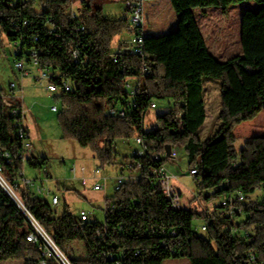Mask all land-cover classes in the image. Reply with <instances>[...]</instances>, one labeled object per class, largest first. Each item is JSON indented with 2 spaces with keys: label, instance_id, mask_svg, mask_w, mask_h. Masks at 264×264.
Segmentation results:
<instances>
[{
  "label": "trees",
  "instance_id": "obj_1",
  "mask_svg": "<svg viewBox=\"0 0 264 264\" xmlns=\"http://www.w3.org/2000/svg\"><path fill=\"white\" fill-rule=\"evenodd\" d=\"M251 1L260 7L243 13V54L217 61L208 51L193 10L218 8L226 15L231 6ZM69 4V0H46L37 5L30 0L9 6L0 0V57L18 36L37 37L36 46L44 52L38 57L39 68L58 73L59 78L53 79L57 84L65 79L72 86L71 91L55 96L61 106L57 119L63 138L89 148L102 169L116 164L124 168L130 161L141 164L140 178L125 181L105 197L108 250L120 264H163L172 257L185 258L189 264H247V253L264 255V203H246L245 218L240 222L209 214L199 206L173 210L147 176L149 166H164L170 159L166 157L167 147L180 146L189 170L201 160L198 169L203 174L193 178L199 180L200 193L212 192L207 201L230 192H241L247 198L258 189L264 190V137L244 139L242 148L237 149L233 133L237 125L254 120L264 110V0H170L178 16L177 30L158 37L145 35L143 61L121 52L125 37L132 32L123 16H107L102 9L93 11L83 1L78 13L85 31L75 33L67 26ZM46 19H50L54 32L43 25ZM75 44L85 57L80 65L73 64L71 57ZM114 55L121 67L112 62ZM143 63L148 66L146 76L141 75ZM203 79L220 81L221 104L220 125L205 140L199 135L206 117ZM127 80H136L134 101L139 107L134 116L146 114L155 99L173 103V110L158 114L150 130L141 123L106 114L109 107L123 104ZM13 124L14 118L0 101V153L6 151L13 159L10 165L0 159L8 179L22 169L16 159L21 142L15 137ZM137 136L144 140L145 155L135 154L117 162L115 144L114 149L111 144ZM158 153L165 155L154 161L152 156ZM34 159L28 164L37 169L40 166L32 164ZM19 192L29 212L66 256L71 243H83L85 257L67 256L73 264H112L102 257L104 245L94 237L102 223H79L77 217L65 212L55 217L51 204L29 190ZM196 219L208 222L203 235L194 231ZM247 230L252 232L250 242L237 235ZM162 231L176 235H161ZM29 233L23 214L0 193V261L37 264L39 253L27 241ZM162 241L166 243L163 248ZM136 245L140 246L138 255ZM48 264L56 263L50 260Z\"/></svg>",
  "mask_w": 264,
  "mask_h": 264
},
{
  "label": "built area",
  "instance_id": "obj_2",
  "mask_svg": "<svg viewBox=\"0 0 264 264\" xmlns=\"http://www.w3.org/2000/svg\"><path fill=\"white\" fill-rule=\"evenodd\" d=\"M9 6H14L18 3L29 2L30 0H6ZM70 4L66 10L67 26L74 30L75 33L84 32L85 27L79 19L78 9L74 6L72 0H69ZM148 0H125L123 3V17L130 25L132 32L126 37L125 47L122 49V53L130 56L138 57L140 60H145L144 53V41H145V19H144V4ZM27 21L23 22L25 24ZM43 25L54 32V26L50 19H46ZM56 38H59V34H55ZM37 37L35 36H18L12 43L13 51V69L18 73L21 80L16 84L11 82L8 86V92L4 95L0 90V101L2 107L8 110L10 116L14 118V133L15 137L21 142V149L16 155L22 164V169L14 174L12 179H8L2 173V167L0 166V193L4 194L23 214L26 219L28 228L30 229L29 235L26 237L27 241L32 243L39 253V259L37 264H48V261L53 260L56 264H73L70 259L58 248L53 242L50 236L41 228L36 219L27 209L23 202L19 189L22 190H35V193L39 195L50 196V204L55 206L59 203V199L56 195L51 196L50 191L44 189V182L49 180V173L46 167L40 166L37 168L38 176L29 178L25 176V165L29 160L34 157V151L31 143L30 131L26 122L27 109L24 104L22 80L30 77L31 73L29 69L35 68L37 76L33 77L35 81L46 82L45 90L53 95L57 96L64 92H69L72 89L68 80L61 79V83L57 84L53 79L59 78L58 73L52 72L48 69H40L38 66V57L44 52L36 46ZM71 57L73 64L80 65L84 62L85 57L79 46L75 44L71 50ZM113 63L118 64L120 67L122 64L119 62L117 56H112ZM148 74V66L143 63L141 67V75L146 76ZM136 80H127L124 83V89L126 92V99L123 100V104L109 107L106 114L111 117L130 119L132 122L144 124L146 114H140L134 116L135 110H138L139 103L134 101L136 96ZM149 107H154L153 103L149 104ZM53 112L57 111L56 107H52ZM178 127H182V123L178 124ZM138 147L136 155L142 157L146 153V146L141 136H137L133 139ZM114 149V143L111 144ZM177 147L171 149L170 159H177ZM165 153H158L152 156L156 161L163 157ZM0 159L6 164L10 165L13 162L12 156L4 151L0 153ZM201 164V160L197 159L196 165L189 170L191 177H201L203 172L198 169V165ZM141 164L130 161L123 168V172L115 176L113 180V190H119L120 186L127 180H134L141 177ZM87 172L86 167L79 166L73 169L74 178L76 179V173L84 176ZM92 179L94 183L91 185L92 191H100L105 187V182L108 180L107 176H102V168L100 165L95 164L91 167ZM147 176L151 178L156 187L161 191L163 197L169 202L170 207L173 210L182 208L181 200L178 192L173 185L172 176L167 172L164 166H149ZM101 180V182H100ZM84 183V179H83ZM228 187V183L225 185ZM247 203V198L241 192H230L221 196L219 203L218 216L221 218H228L230 220L236 219L244 215V205ZM106 207H103L102 211L105 215ZM79 223L94 222L91 213L80 211L76 219ZM208 222L205 221L199 228L200 232L207 231ZM252 232L247 230L243 234H237L246 241H252ZM161 235H167L173 237L176 235L174 231H162ZM94 237L98 239L101 244L104 245L102 251V257L111 262L112 264H120L119 260L108 250L106 243V227L104 222L99 225L94 233ZM166 243L161 242V247H165ZM140 253V246H135V255ZM173 253V250H170ZM247 264H264V255H257L254 252L246 254Z\"/></svg>",
  "mask_w": 264,
  "mask_h": 264
},
{
  "label": "rangeland",
  "instance_id": "obj_3",
  "mask_svg": "<svg viewBox=\"0 0 264 264\" xmlns=\"http://www.w3.org/2000/svg\"><path fill=\"white\" fill-rule=\"evenodd\" d=\"M38 5L40 2L46 0H33ZM83 1L87 3L93 11L102 9L105 15L119 16V7L123 0H72L77 9L83 8ZM260 5L251 2H242L237 5L231 6L230 19L233 22L236 20V11L247 9L255 10ZM198 15V12H196ZM144 19H145V35L154 36V34H166L173 32L177 27L178 16L172 9L169 0H148L144 4ZM156 30V32H154ZM12 46H7L6 52L0 57V90L6 95L8 86L11 82L16 84L20 83L18 73L13 69ZM30 77L22 80L24 104L26 106L27 115L26 122L29 127L31 143L34 151L35 159L32 164L35 166H44L47 168L50 181L44 185V189L50 191L51 196L56 195L59 203L55 206L51 205V209L55 217L62 215L64 212L78 217L80 211L91 213L93 218L100 222H104V200L105 197L113 193V180L109 179L105 182V187L100 191H92L91 185L94 183L92 179L91 167L99 163L95 160L93 153L89 148H81L74 141L66 140L63 138L62 130L58 123V112L61 109L60 103L56 101L55 96L49 94L45 90L46 82L35 81L37 76L35 68L29 69ZM216 80V79H209ZM216 100L219 98L215 96ZM156 105L153 110H149L146 116L144 129L150 130L155 126V118L158 114H165L173 107L172 101L169 99L153 100ZM56 107L57 111L53 112L52 107ZM218 116L211 122L208 118L207 126L200 132V138L205 140L211 137L217 130L215 123L218 121ZM209 125V126H208ZM248 124L242 125L237 130L238 139L236 148H242V133L240 129ZM123 144H125L123 146ZM138 150L137 145L133 139L124 140L116 147L115 157L122 159L135 155ZM79 166H84L87 172L84 176L76 173L74 178L73 169ZM165 169L168 173L177 175V187H183V198L187 197V192L195 196L190 208L204 207L209 214H218L219 203L221 196L217 195L212 197L209 201L206 200L211 191L199 192L198 182L189 175V166L184 152L178 153L176 162L166 161ZM108 167L102 169V176H107L105 173ZM25 176L29 178L37 177L38 171L36 168L31 167L29 164L25 165ZM84 179V183H83ZM101 182V180H100ZM181 188V189H183ZM189 190V191H188ZM38 198L50 204V196L38 195ZM256 202L264 203V190L258 189L254 194L247 196V203ZM182 204V201H181ZM183 205V204H182ZM244 215L238 217L236 222L243 221ZM205 221L196 219L193 222L194 231L197 234L203 235L199 231L200 226ZM69 258L81 259L85 257V248L83 243L73 242L69 245ZM0 264H23L21 260L9 259L0 261ZM163 264H189L188 260L181 257H172L163 262Z\"/></svg>",
  "mask_w": 264,
  "mask_h": 264
},
{
  "label": "crops",
  "instance_id": "obj_4",
  "mask_svg": "<svg viewBox=\"0 0 264 264\" xmlns=\"http://www.w3.org/2000/svg\"><path fill=\"white\" fill-rule=\"evenodd\" d=\"M124 1L125 0L122 1L121 6L119 7V12H120L119 16L121 17L123 16ZM246 10H251V9L246 8L245 10L236 11L237 13L236 20H234L233 22L230 19V12H231L230 8L228 9V12L226 15L222 14L220 9L218 8H196L193 10L194 17L198 23V26L205 40L208 51L217 61L226 62L230 60L231 58H234L236 56H241L243 54L242 45H241V24H242L243 13ZM256 10L257 9L252 10V11H256ZM196 12H198V15H196ZM107 16H110V15H107ZM119 16H111V17H119ZM177 26H178V21H177ZM175 30H177V27L175 28ZM154 32H156V30H154ZM161 33L163 32H160V34H154V37L163 36L171 32L166 33V34L165 33L161 34ZM218 93H220V81L219 80L212 81L209 79H203V99H204L206 117H205L204 123L200 131L203 128H205V126H207L206 123L208 122V118L211 122V120L213 121L216 118V116H218L219 114L221 104H220L219 98L217 100L215 98V96L218 97ZM155 106L156 105L154 104V107H149L147 109L146 116L148 114V111L153 110ZM171 110H173L172 106L169 111ZM244 124H248V125L240 129L243 135L242 136L243 139H247V138L254 137V136L264 137V110L260 112L259 115L254 120L241 123L234 128L233 133L237 139H238L237 130ZM219 125H220V122L218 120L215 123L216 128L219 127ZM120 142H124V140H118L116 141V143H114L115 152H116L117 144ZM124 145L125 144H123V146ZM181 152L185 153L184 148L180 146L177 147V155L178 153H181ZM185 156H186V153H185ZM116 160L117 162L121 161L118 158H116ZM169 161L174 162V163L176 162V160H173V159H169ZM122 172H123V166L116 164L115 166H108V169L105 174L107 175L108 180L109 179L112 180L115 176H117L118 174ZM169 174L172 176L173 185L175 186L178 192V195L180 197V200L182 201V204H183L182 207L189 208L195 196L194 195L192 196L190 192H187V197L185 196L183 198L182 193L185 190V188L177 187L176 185H179L177 183L178 176L175 174L173 175L171 172ZM50 179L51 178H49V180L44 182L43 184L46 185L50 181ZM30 191L35 193L34 189ZM35 194L39 195L37 193Z\"/></svg>",
  "mask_w": 264,
  "mask_h": 264
},
{
  "label": "water",
  "instance_id": "obj_5",
  "mask_svg": "<svg viewBox=\"0 0 264 264\" xmlns=\"http://www.w3.org/2000/svg\"><path fill=\"white\" fill-rule=\"evenodd\" d=\"M170 152H171V149L169 147H167L165 150L166 157L170 158Z\"/></svg>",
  "mask_w": 264,
  "mask_h": 264
}]
</instances>
